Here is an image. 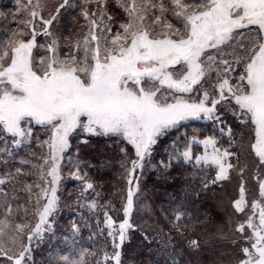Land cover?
Returning <instances> with one entry per match:
<instances>
[{"label": "snow or ice", "instance_id": "6c2138e0", "mask_svg": "<svg viewBox=\"0 0 264 264\" xmlns=\"http://www.w3.org/2000/svg\"><path fill=\"white\" fill-rule=\"evenodd\" d=\"M96 2L100 5L97 12L80 13L88 22L87 32L74 42L65 37L64 47L70 51L61 56L60 41L53 29L61 11L75 7L72 0H61L47 17L43 15L41 0H16L12 21L16 30L0 42V144H3L0 163L7 164L14 157L13 148H29L32 143L41 149L46 147V153L41 156L43 163L33 165L41 182L25 185L29 198L34 195L38 217L27 239H42L45 232L52 231L54 221L49 218L58 208L62 161H68V178L83 183L78 204L83 192L94 188L81 172L80 161L69 154L73 135L79 134L81 144L89 143L91 136H122L134 147L135 158L122 164L128 184L123 218L118 222L104 212L103 223L114 251L111 255L105 252L102 261L97 262L121 264L120 249L130 239L129 233L137 229L132 221L140 192L135 173L146 165L155 167L150 163L153 146L181 122L210 121L220 136L229 137L231 146L233 130L223 118L225 112L231 114L251 127L250 149L264 165V0H169L167 6L164 0H127L121 4L127 23L121 24L122 31L115 33L104 23L112 20L105 11L106 0ZM169 11L180 22L179 28L167 19ZM18 15L27 18L19 21ZM0 18H6L5 14L0 12ZM252 27L254 34L246 36L240 31ZM41 35L50 38V42L38 44L37 37ZM36 48L44 49L48 55L34 56ZM205 83L210 84V89L204 88ZM193 93L195 99L191 98ZM38 129L43 130L46 139H40ZM193 143L202 144L204 154L193 156ZM219 143L215 133L201 140L195 135L190 140L185 137L183 151L174 149L168 162L160 161L164 169L162 176L166 178L173 160H180L215 168L214 178L202 184L205 190L210 184L227 180L235 169L231 162L235 153L218 147ZM20 173L21 169L17 168L15 175ZM12 178L11 172L0 176V185ZM257 179L259 193L264 197V178ZM33 188L39 192L33 193ZM245 191L242 181L239 198L233 202L238 212L245 210ZM0 195L8 194L0 188ZM4 206L10 214L11 204ZM79 206L89 211L101 207L96 200ZM251 206L259 209V223H253V217L249 216L238 224L236 230L240 233L246 225L252 229L246 237L250 246L241 249L243 258L238 264H264V205L253 201ZM185 215L177 210L175 220ZM7 226V219L0 220V237L5 235ZM29 227L27 223H17L15 238L20 239ZM71 228L78 232L80 226L73 222ZM105 229L94 235H103ZM164 247L174 248L170 240ZM188 247L199 249L200 245L191 240ZM30 253V246L21 244V250L10 255L0 244V256L12 264H26L31 259ZM86 255L95 253L83 249L76 260L67 256L62 259L65 264H87ZM166 264H180V261L170 257Z\"/></svg>", "mask_w": 264, "mask_h": 264}, {"label": "rangeland", "instance_id": "374dc122", "mask_svg": "<svg viewBox=\"0 0 264 264\" xmlns=\"http://www.w3.org/2000/svg\"><path fill=\"white\" fill-rule=\"evenodd\" d=\"M60 2L61 0H41L44 5L43 15L47 17ZM72 2L75 7L62 10L58 24L53 29L55 36L60 41L61 56L70 51L69 48L64 47L65 37L71 38L74 42L88 30V22L81 16V11L97 12L100 8L96 0H92L90 3H86L85 0H72ZM122 3L126 4L127 0H106L105 11L107 15L112 17V20H105L104 23L111 26L113 33L122 31L120 25L127 23L128 18L124 7L121 6ZM164 3L167 6L169 0H164ZM16 9V0H0V12L4 13L6 17L0 18V42L6 41L10 33L16 30V24L12 23ZM153 13L159 15L156 9H153ZM166 16L175 27H180V22L172 15L171 11L166 13ZM26 18L25 15L16 16L19 21H23ZM149 18H151V14H149ZM37 28L38 30L40 28L39 21H37ZM155 31L158 32L159 28L155 29ZM240 31L247 36L254 34L255 29L252 27ZM48 42H50V38L42 35L37 37L38 44H46ZM33 53L36 57L48 55L42 48L34 49ZM213 79H215V74H213ZM204 88L210 89V84L205 83ZM176 95L181 94L177 93ZM191 98L195 99L196 94L193 93ZM223 118L231 126L234 136L236 131L239 132L237 138L232 140L234 142L231 143L232 152L235 153L231 158V162L235 165V169L230 172L227 180L219 181L214 185L210 184L207 190L203 189L202 184L205 180L211 181L214 178V167L205 168L199 166V171L197 172L192 169H190V172L187 169H180L176 176H173L171 171L168 170L165 178L162 176L164 169L156 160L160 141L155 147L153 146L154 150L150 163L155 167L146 165L135 173L139 180L140 192L139 198L136 200L132 221L137 226V229L129 233L130 239L121 248V264H148L151 261L148 258L139 256L141 251H143L141 244H143L145 235L148 237L147 240L156 244L152 251L154 254L152 256H155V252L158 249L157 245L162 240H165L166 243L170 240L171 245L178 246L179 251L183 252L184 258L186 260L190 259L191 264L193 262V264H238V261L243 258L241 249L250 246V242L246 237L251 235L252 229L248 228L247 225L243 233L238 232L236 229L238 224L245 222L249 216L253 217V223H259V209L254 210L251 205L253 201H259L264 205V197L259 193V181L257 179L258 176L264 178V165L259 163V158L250 149V143L252 142L251 127L241 123L238 119H234L236 123L234 126L231 117H229V121L225 117ZM188 122L203 126L208 125V121L204 119H190L181 122V124ZM37 133L41 140L47 138L43 130L38 129ZM193 133L200 135L202 129H194ZM181 134L183 135L182 132L178 133V135ZM209 135L207 133L204 136ZM217 136L220 140L217 146L225 148L226 144H229L227 142L229 137L227 135L220 136L219 132ZM80 139L79 134L73 135L69 154L80 161L81 172L86 174L88 181L94 185L93 189L84 191L83 194L87 195V200H96L101 206L96 209L100 212L97 213L95 210L91 211V214L97 216L102 229H105L103 223L105 217L103 220L99 217L101 214L104 215L105 211L118 222L123 218L122 206L126 198L128 184L125 168L122 167V164H124L126 159L135 158L134 147L122 136L117 135L91 136L87 144H81ZM0 147H3V144H0ZM122 148L125 149L124 153L121 152ZM77 149H79L78 152ZM12 150L14 157L8 160L7 164L0 163V176H4L8 172L13 173V178L10 181L5 185H0V188L8 194L7 197L0 195V220L7 219L8 221L5 235L0 237V244L3 245L6 251H9L10 255L17 254L21 250V244L29 245L31 248V259H27L26 264H65L62 259L65 256L69 257L70 260L78 259L82 248L79 247L77 240H73L74 237L73 239L69 237V235H76L71 228L74 220L72 217L65 216V213V218L62 219V214L60 213L61 210L65 211V209L73 208L72 197L76 193L77 197H80L83 183L74 178H68V161H62V179L57 191V195L60 194V205L58 204L54 216L49 218L54 221L52 223V231L45 232L42 239L37 237L32 241H28V232L38 222V217L35 212L34 195L32 199L29 198L30 194L25 190V185H34L41 182L33 165L43 163L41 156L46 153L47 149L46 147L41 149L38 144L32 143L29 148H13ZM101 151L103 153L105 151V153L102 154ZM204 151L202 144H192L193 156L202 155ZM208 151H211V148ZM32 152L35 155H32ZM22 161H28V163H22ZM186 164L188 167L190 166V163L186 162ZM127 167H130V164ZM17 168L21 169L19 175H15ZM241 168H243L242 173L240 172ZM72 171H75V169L73 168ZM103 172L107 173L106 178H103L105 176H102ZM194 177L199 179H194ZM46 179L50 180V177ZM172 181L176 183L175 189L172 188L174 185ZM242 181L245 185L247 203L244 205V212H238L233 202L239 198V188ZM184 187L188 192L195 191V194L198 193V197H202V200L209 198V202L213 205L210 208L209 224L206 223L190 231V226L181 225L180 223L178 225L174 224L160 211V206L157 205L160 197H163V199L169 198V195L165 196L164 192L168 190L182 191ZM186 189L184 192H186ZM107 191L114 194L115 198L107 201V198L103 197ZM36 192H39V189L33 188V193ZM169 193L172 192L169 191ZM5 203H9L12 206L10 214L5 211ZM17 223H27L30 226L20 239H16L14 236ZM56 227L59 228L56 229ZM104 232L107 237V230L105 229ZM215 237L223 238L226 242L221 243L220 248H216L212 246V240ZM191 240H196L199 243V249L188 247V242ZM145 250H148L147 247L144 248V252H147ZM148 251H151V249ZM208 252L212 254L211 257H208ZM0 264H12V262L0 256ZM188 264L190 263L188 262Z\"/></svg>", "mask_w": 264, "mask_h": 264}, {"label": "trees", "instance_id": "16d2710c", "mask_svg": "<svg viewBox=\"0 0 264 264\" xmlns=\"http://www.w3.org/2000/svg\"><path fill=\"white\" fill-rule=\"evenodd\" d=\"M224 117L227 121H229V117H231V119L233 120L232 124L234 126L236 125V123L234 122V119L236 120V118L234 116L225 112ZM227 125H229V123H227ZM197 128L202 129V133L200 135H198L197 133L195 134L193 133V130ZM179 132H182L183 135H181V139L176 144H174L173 141L176 140ZM207 133L210 135L214 133L216 135L218 134V131L213 128L212 123L210 121H208L207 126L199 125L194 122H188L186 124L182 123L181 125H178L176 129L170 130L167 135H164L159 138L158 142L160 141V143L158 144L159 145L157 149L158 152L156 153V160H158L157 163L160 166H162L160 164V161L168 162L169 153L173 152L174 149L178 148L179 151H182L184 148V144H185V137L188 140H190L191 137L195 135L197 139L200 140L204 138L205 137L204 135H206ZM238 134H239L238 131H236L235 136L233 133V136L231 139L234 140L235 138H237ZM227 142H229V140H227ZM194 145H196V143H194ZM226 145L227 146H225V148H229V150L232 151L233 147L229 146V144H226ZM101 152L102 154L105 153V151L104 153L103 151ZM171 165H172L171 168L168 170L171 171V174L173 176H176L179 173L180 169H187L189 172H190V169H192L194 172L199 171V166H195L194 161L190 163L189 167L187 166L186 162H182L180 160H173L171 162ZM106 174H107L106 172L102 173V176L105 175L103 178H106ZM194 179H199V178L194 177ZM175 184L176 183H174L172 187L173 189H175ZM185 189L186 188L184 187L182 191L168 190L164 192L165 196L169 195V198L163 199V197H160L159 204H157L158 206H160V211L172 223L177 224V225L180 223L181 225L190 226V231L195 230L196 227L198 226L201 227L205 225L206 223L209 224L210 223L209 216L211 215L210 208L213 206L212 203L209 202V198H206V200L205 199L202 200V197H198V195L195 194V191L188 192L186 189V192H184ZM169 191H171L172 193H169ZM186 193H188L189 195L186 196L185 195ZM58 196L60 197V194H58ZM200 196L202 195L200 194ZM86 197L87 195L83 194V198L79 201V204H78L77 203V198H78L77 193L76 195L74 194L72 197V204L74 205L73 208L65 209V211L61 210L60 214H62V219L65 218L64 213H65V216L72 217L74 222H76L80 226L79 231L75 232L76 235L75 236L69 235V237L70 239H73L74 237L73 240L74 241L77 240L78 245L80 248H82V250L87 249L90 253H95V255H86L85 259L87 261V264H97L98 261H102V258L105 252L111 255L114 249L112 247L111 238L106 237L105 232L103 233V235H99V234L94 235V233H98L99 230L102 229V225L100 223L99 225H97L98 218L95 214H91V211H89L87 208H82L79 206L80 204H84V203H88L92 201V200H87ZM103 197H106L107 201L108 200L110 201L112 200V198H115L114 194L109 193L108 191L104 194ZM181 205H183L182 208L180 207ZM177 210L186 213V215L179 221L175 220V215H176ZM96 212L98 213L100 211L96 210ZM99 217L100 219L103 220L104 215L101 214ZM58 228L56 227V229ZM224 240L225 239L223 238L215 237L212 240V246H215L216 248H220L221 247L220 244L226 242ZM165 243L166 241L162 240V242L157 245L158 249L155 252V256H152L154 255L152 251L154 250V247L156 246V244L150 240L144 239L143 244H141L143 251H141L139 256L148 258L149 260H151L150 262H148V264H166V262H169L170 257L178 259L180 261V264H188V262L191 264L190 259L186 260V258H184L183 252L179 251L178 246L172 245L174 246V248L173 247L165 248L164 247ZM146 247L148 250L151 249V251L145 250L147 252H144V248ZM207 255L208 257L212 256V254L209 252ZM106 264H115V262L108 261L106 262Z\"/></svg>", "mask_w": 264, "mask_h": 264}]
</instances>
